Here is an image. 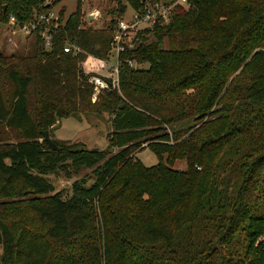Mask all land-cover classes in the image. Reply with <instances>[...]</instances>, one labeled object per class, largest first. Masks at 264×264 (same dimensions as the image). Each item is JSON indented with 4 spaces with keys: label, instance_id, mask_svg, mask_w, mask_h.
Returning a JSON list of instances; mask_svg holds the SVG:
<instances>
[{
    "label": "trees",
    "instance_id": "1",
    "mask_svg": "<svg viewBox=\"0 0 264 264\" xmlns=\"http://www.w3.org/2000/svg\"><path fill=\"white\" fill-rule=\"evenodd\" d=\"M188 1L119 54L118 88L94 100L88 78L138 0H117L99 29L59 12L49 48L36 33L34 55L0 53L1 264L41 247L44 264L55 251L64 264H264V0ZM52 5L0 0V21ZM83 111L107 117L110 148L50 149L43 132ZM146 147L156 164L131 154ZM50 174L72 181L55 188Z\"/></svg>",
    "mask_w": 264,
    "mask_h": 264
},
{
    "label": "rangeland",
    "instance_id": "2",
    "mask_svg": "<svg viewBox=\"0 0 264 264\" xmlns=\"http://www.w3.org/2000/svg\"><path fill=\"white\" fill-rule=\"evenodd\" d=\"M45 1V0H44ZM53 3L49 9L57 17V23H62L59 12L62 13L64 18H67L69 14L76 10H80L81 13V27H92L95 29L103 28L107 26L110 20L116 17L115 14L110 13L111 9L116 8L117 0H49ZM93 11H99V14L87 21L86 16ZM123 16L127 18L130 15V9L126 6ZM10 16V15H9ZM8 16L7 22L0 21V53L6 56H23L30 57L34 55L36 50V38L34 34H24L21 31L20 25L23 23H29L31 20L25 21L20 24L15 20H10ZM38 15H35V18ZM12 21V23L10 22ZM55 23V19L52 20ZM151 39V37L149 38ZM162 48H167L168 42L164 38L161 43ZM108 60H102V65L95 67L93 72L103 77H110L112 72V65L114 64V58L109 56ZM112 57V58H111ZM141 65H139L140 67ZM90 70L84 68V72L88 73ZM95 94L93 100L97 96V91L94 88ZM49 137L54 143L68 142V143H81L87 148L96 149H108L110 148V133L112 132V126L104 114H98L94 111H83L76 115L58 118L56 123L48 129ZM114 150V149H113ZM131 154L135 156L143 165L151 166L157 163L158 159L154 152L146 147L143 149H133ZM174 167L179 170L186 169V162L184 160H178L174 163ZM49 180L54 184L55 188L67 187L70 185L72 179H67L63 175L59 174L48 175ZM30 226L35 230H42L44 228L41 221L36 218L32 213H29ZM44 249L41 247L36 252H19L15 254L16 264H23L31 259H39L38 264H44L40 262L41 255H45ZM57 251L53 254V257L47 264H64L55 260L57 257ZM1 264V263H0Z\"/></svg>",
    "mask_w": 264,
    "mask_h": 264
},
{
    "label": "built area",
    "instance_id": "3",
    "mask_svg": "<svg viewBox=\"0 0 264 264\" xmlns=\"http://www.w3.org/2000/svg\"><path fill=\"white\" fill-rule=\"evenodd\" d=\"M45 3H50L45 0ZM140 10L130 8V15L117 18L115 30L111 42V50L114 54V64L110 77H103L95 74L88 78L93 83L94 88L99 91L103 88H118V56L125 48L133 49L140 43V36L150 35L156 24L166 25L171 19V15L176 6H188V0H138ZM36 18L28 24L23 23L20 29L24 34H38L43 46L49 48L51 46L52 37L59 27L57 17L50 10L42 11L37 14ZM10 20L15 18L10 15ZM55 19V23L52 20ZM12 21L10 23H12ZM79 52L80 48L75 44L66 45L64 51L70 50ZM130 67H137L135 60H129ZM105 79H108L109 82Z\"/></svg>",
    "mask_w": 264,
    "mask_h": 264
},
{
    "label": "water",
    "instance_id": "4",
    "mask_svg": "<svg viewBox=\"0 0 264 264\" xmlns=\"http://www.w3.org/2000/svg\"><path fill=\"white\" fill-rule=\"evenodd\" d=\"M5 5H4V9H5ZM99 14V11H93L87 14L86 19L87 21H91L92 19H94L97 15ZM43 138L44 140L47 142L48 146L50 147V149H58L59 147L56 145V143H54L51 138L49 137V133L48 131H44L43 132Z\"/></svg>",
    "mask_w": 264,
    "mask_h": 264
}]
</instances>
